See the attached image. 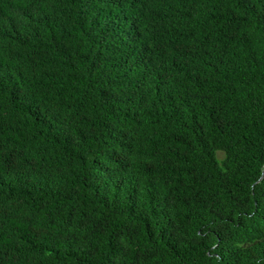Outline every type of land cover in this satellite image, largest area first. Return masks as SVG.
<instances>
[{
  "label": "trees",
  "instance_id": "16d2710c",
  "mask_svg": "<svg viewBox=\"0 0 264 264\" xmlns=\"http://www.w3.org/2000/svg\"><path fill=\"white\" fill-rule=\"evenodd\" d=\"M0 264H264V0H0Z\"/></svg>",
  "mask_w": 264,
  "mask_h": 264
},
{
  "label": "rangeland",
  "instance_id": "374dc122",
  "mask_svg": "<svg viewBox=\"0 0 264 264\" xmlns=\"http://www.w3.org/2000/svg\"><path fill=\"white\" fill-rule=\"evenodd\" d=\"M218 155H219L220 158H222L224 154H223L222 151H220V152H218Z\"/></svg>",
  "mask_w": 264,
  "mask_h": 264
}]
</instances>
